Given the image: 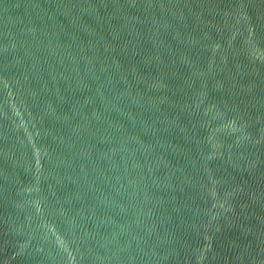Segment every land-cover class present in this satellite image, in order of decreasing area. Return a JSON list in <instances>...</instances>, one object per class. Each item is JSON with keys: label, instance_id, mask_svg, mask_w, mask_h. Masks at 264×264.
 Listing matches in <instances>:
<instances>
[{"label": "water", "instance_id": "95a60500", "mask_svg": "<svg viewBox=\"0 0 264 264\" xmlns=\"http://www.w3.org/2000/svg\"><path fill=\"white\" fill-rule=\"evenodd\" d=\"M0 264H264V0H0Z\"/></svg>", "mask_w": 264, "mask_h": 264}]
</instances>
